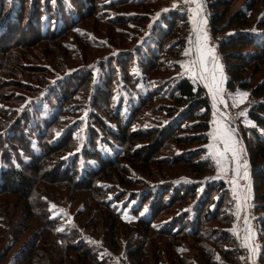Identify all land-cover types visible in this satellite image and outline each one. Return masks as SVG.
<instances>
[{
  "label": "trees",
  "instance_id": "1",
  "mask_svg": "<svg viewBox=\"0 0 264 264\" xmlns=\"http://www.w3.org/2000/svg\"><path fill=\"white\" fill-rule=\"evenodd\" d=\"M67 1L70 7L66 10ZM67 1L57 0L55 5L52 0H0V103L9 108L17 106L19 108L20 101H26V95L34 93L21 83L14 85V83L3 82V76L13 74V71H18L24 64L33 61L34 53L40 54V49L47 48L45 46L49 42L64 39L77 21L92 19L99 12L96 0ZM151 1L112 0L109 7L119 11L121 16L116 22L112 21V24L134 23L137 27L145 24L149 20L146 16L136 14L132 16L126 12L136 9L139 13H147L139 9L146 8ZM205 1L211 11L208 24L212 37L216 39L226 36L218 44V53L224 61L227 89L232 92L238 88L250 90L251 97L255 99L249 110V118L256 126L249 131L254 145L247 140V130L245 135H242L240 131L239 134L249 151L248 164L251 181L255 186V196L262 202L257 204V209L264 210V192L260 193V190L264 189V138L258 130L259 128L264 130V67H262L264 32L260 31L264 28V20H257L256 25L252 23V20L258 17L255 12L256 3L251 4L247 12L232 11L237 0ZM185 19L186 17L179 11L172 12L170 17L164 18V25L151 35L147 47L143 44L139 45L140 41L136 39L138 45L126 50L119 61L116 60L122 67L119 84L121 83V89L128 93L127 99L120 97L118 111L115 108V100H112L114 91L118 89L115 83L117 75L104 65H102V71L106 72V79L100 85H94L93 72L90 69H84L81 70L84 75L79 82L76 83L73 81L74 78L69 77L58 91L53 89L52 95L56 96L55 101L45 103V106L50 108L48 114L51 113L52 108H58L51 120L41 118L43 115L41 111L32 117L30 107H25L22 111L14 110V112L0 108V158H4L0 160L5 165H9V168L2 173L0 194L7 192L18 197L23 203L25 215H30L31 212L35 214L36 204L31 205V202L37 198L34 193L37 183L45 185L68 183L73 191L80 193L82 190L90 193V200L85 199L88 206L93 196L102 198L105 195V190L98 186V183L102 181L111 183L116 179L121 188H124L117 197L118 200H123L129 193H133L131 200H134L136 199L134 193L139 186H144V183L141 180L133 182L129 178L128 168L124 165L128 164L135 171L150 174H157L156 170L163 172L162 170L166 168L170 171L180 168L189 175L190 178L186 179L188 182L181 181L180 184L175 185V182L180 179L167 180L170 174L165 173L164 180L167 181L162 183L159 191L155 192L147 186L141 188L144 194L140 199V208L142 211L147 208L150 218L140 220L136 229H144V232H147L150 228L152 229L155 221L164 217L171 219L173 225L179 228L175 230L178 232L173 230L174 227L168 230V236L173 239H178L180 235L190 237L198 243V236L204 235V227L207 225L225 226L224 221L227 215L222 212L228 193L225 182L206 178L215 172L211 160L204 154L206 152L204 146L209 143L212 115V100L207 88L193 84L187 77L171 78L157 83H154L151 78L153 74L164 73L161 61L163 52L172 54L175 52V47L182 43L183 40L178 38L180 30L178 24ZM173 40L178 41L173 42ZM136 58L138 67L145 76L146 94L138 88L142 79L132 75L131 68ZM41 68L34 71L45 70ZM257 75L261 77L258 82L253 83ZM35 78L33 81L41 87V91L37 90L41 92H39L41 96L48 89L49 84L36 81ZM12 86L20 90L24 98L9 96L7 88L11 89ZM92 86L94 91L91 90ZM88 92H90L89 97H93L91 101L89 100L93 106L105 107L100 108V113L95 111V116L90 114L94 122L88 129L89 147L84 149L83 156L88 162L94 161L97 168L88 169L85 176H82L78 167L74 168L72 173L71 168L64 167L62 157L67 151L76 147L75 139L72 137L76 128L73 129L71 125L64 127V125L69 115L74 112L71 109V103L77 99L79 93L87 95ZM135 99L139 101V105H134ZM157 102L160 103L159 106L156 105ZM124 103L129 105L128 115L121 111ZM150 107H155L153 109L156 111L151 110L156 113L165 114L163 119L164 123L166 121L165 126L135 131L133 125L140 113ZM39 115L40 118L36 120ZM102 116L117 125V133L106 129ZM57 129L65 131L58 141L52 137V134L58 131ZM100 139L104 144L118 146L121 152L113 158L104 157L98 151ZM35 140L38 143L39 153L30 148ZM20 152H23V155ZM52 160H56L57 164L54 163L56 165L44 172L48 174L47 178L41 176ZM14 161L20 169L16 168ZM43 177L44 180H42ZM38 200L45 204L42 196ZM109 204L101 200L97 205L102 208L101 215L107 224L106 227L112 231L107 235L114 237L116 234L114 229L118 230L122 221ZM184 207H188L186 211H183ZM41 208L44 213L47 205ZM168 211L173 213L170 214ZM44 214L47 216V213ZM178 214L179 217H176ZM45 222L55 226V222L50 219L45 218ZM261 226L264 230V221ZM229 237L228 232H221L218 240L222 239L223 244H233ZM66 251L76 254L78 261L84 259L90 264H102L98 261L96 254L81 250L80 247L71 245ZM222 253L225 259L231 258L229 249ZM204 258L206 264H213L214 260L210 252H207ZM262 258H264V252ZM140 260L141 258H138L137 263Z\"/></svg>",
  "mask_w": 264,
  "mask_h": 264
},
{
  "label": "rangeland",
  "instance_id": "2",
  "mask_svg": "<svg viewBox=\"0 0 264 264\" xmlns=\"http://www.w3.org/2000/svg\"><path fill=\"white\" fill-rule=\"evenodd\" d=\"M52 1L53 4L57 5V0ZM111 1L96 0L99 12L94 18L86 19L83 22L77 21L64 39L57 40V42H49L45 46L47 48L42 47L40 49V54L36 55L34 53L33 61L24 64L23 68L18 71H13V74L3 76V82L14 83V85L21 83L34 93L26 95V101L21 100L19 108H17L18 106L9 108L2 103H0V108L14 112V110L22 111L25 107H30V115L32 117L41 111L43 114L41 118L51 120L58 108H52L53 110L48 114L50 108L45 106V103L48 101L53 103L55 101L56 96L52 95L53 89L58 91L69 77L71 79L74 78L75 80L73 81H76V83L79 82L82 75H84L81 70L84 69H90L93 72V84L100 85L106 79V72L102 71V65H104L105 68L110 69L117 75V82L115 83L118 89L114 91L112 100H115V108L118 111L117 107H119L120 97L127 99L128 93L124 89H121V83L119 84L122 67L121 65L119 66L117 61H119V58L126 50L129 48L133 49L135 45L143 44L147 47L151 40V35L164 25V18L170 17L172 12L178 11L186 17L184 22L178 24L180 28L178 38L183 41L175 47L174 53L163 52L161 61L164 73L153 74L151 78H153L154 83H157L171 78L179 79V77H187L193 84L206 87L205 81L193 77L192 73L186 71L189 62L196 59V33L192 19L199 20V16L195 14L194 4L185 3L184 0H152L146 8L139 9L147 13H139L136 9H130V11L126 12L132 16L136 14L142 17L146 16L149 19L145 24L137 27L134 23H128V25L122 23L112 24V21L116 22L121 16L119 11L117 12V10L109 7ZM200 3L203 9L200 15L207 20V24L203 27L209 37L208 46L214 48L215 55L223 65V75L225 78L221 86L222 102L214 101L211 91L206 87L212 100V115L209 143L204 146L206 150L204 153L205 157L211 160L215 171L211 175L206 176V178L224 181L228 191L225 199L226 204L222 208V212L227 215L224 221L225 226L207 225L204 227V235L198 236V243L190 237L180 235L178 239H173L168 236V230H172L174 227L173 230L175 231L178 226L173 225L171 219L164 217L155 221L152 229L150 228L147 232H144V229H136L140 220L150 218L149 211H142L140 208V199L144 194L141 188L147 186L156 192L161 189L160 186L167 180L180 179L175 182V185H178L181 181L188 182L186 179L190 177L187 173L180 170V168H174L171 171L166 168L162 170L164 173L156 170L157 174H150L149 172L142 173L135 171L130 168V165L126 164L124 166L128 168L129 178L133 182L141 180L144 183V186H139V189L134 193L136 196L134 200H131L133 193H129L121 201L118 200L117 197L123 192L124 188H121L116 179L111 183L106 181L98 183V186H101L105 190V195L102 198L93 196L92 202L88 206L85 199L90 200V193L83 192L82 190L80 193L73 191L68 183L59 182L52 185L37 183L34 192L37 198L31 202V205L33 203L34 205L36 204V207H34L35 214L31 212L32 214L30 215H25L23 203L19 201L18 197L7 192L0 194V264H90L84 259L78 261L79 259L73 252L68 253L66 249L71 245L73 247H80L81 250L93 252L102 264H206L204 256L207 252L211 253V258L214 260L213 264H264V258H262V253L264 252V230L261 226L262 221H264V210L257 209V204L262 202L258 201L255 196L256 191L254 183L252 184L251 181L249 164L248 179L244 180L242 178L243 165L245 161L248 163L249 151L246 149L245 143L241 141L239 134L240 131L242 135H245V131L247 130V140L251 143L254 142L249 131L256 126L249 118V110L253 106L255 99L251 97L250 90L238 88L232 92L227 89V75L224 61L220 53H218V44L226 36L217 37L216 39L212 37L208 24L211 11L205 0H200ZM253 3H256L255 12L258 17L253 19L252 23L256 25L257 20H264V0H237L232 11L243 10L248 12V8ZM69 7L70 3L67 1L66 10ZM164 9H168V11L165 12L163 11ZM247 29L255 30L254 28ZM260 31L264 32V28ZM136 39L140 41L138 44H136ZM178 40H173V42ZM135 61L134 66L131 68L132 75L142 79L138 88L142 93L146 94L147 85L144 83L145 76L138 67L137 58ZM27 67L30 68L28 69ZM40 67L45 70L34 71V69H39ZM262 67H264V64ZM76 75L77 77H75ZM260 77V75H257L253 83L258 82ZM34 78L36 81L49 84L48 89L41 96L39 95L41 87L33 81ZM7 90L8 93L4 92L9 94V96L14 95V98H24L23 93L14 87L11 89L7 88ZM37 90L40 91L37 92ZM91 90L94 91V86H92ZM240 93H247L242 102H240V97L237 95ZM89 95L90 92L87 95L79 93L77 99L71 103V109L74 112L69 115V119L64 125V127L71 125L73 129L76 128L72 135L73 139H75L76 147L67 151L62 157L64 167L71 168V173L74 168L78 167L82 176H85L88 169L97 168L94 161L88 162L83 156L84 149L89 147L88 129L94 122L90 114L92 113L95 116V111L100 113V108L105 107L93 106L90 103L93 97L91 98ZM134 105H139L137 99H135ZM156 105L159 106L160 103L157 102ZM153 108L155 107H150L140 113L138 120L133 125L135 131L165 126L166 121L165 123L163 122L165 114L156 113V110ZM121 111L123 114L128 115L130 111L129 105L124 103ZM85 113L87 114L85 115ZM99 113L97 114L99 115ZM39 118L40 115L36 120ZM101 118L107 130H112L114 133L118 132L115 123L110 122L107 117L102 116ZM218 126L233 129L234 138L239 142L238 146L244 149L240 154L241 178L238 179V183L248 190L249 198L239 216L236 214L237 201L234 198V185L231 182L235 174V163L229 159L223 166L217 165L212 155L215 148H223L222 141L217 142L214 139V136L217 135L216 128ZM26 129L28 130V128ZM57 130V132L52 134V137L56 141L65 132ZM258 130L264 138V130L260 128ZM27 133H29V130ZM57 133L60 134L57 135ZM13 140L15 141V139ZM14 141L13 143H17ZM101 141L102 139L98 141V151L104 157L113 158L117 153L121 152L118 146L107 145ZM37 144V140H35L30 148L39 153L40 150ZM252 144L254 145V143ZM20 154L23 155V152H20ZM54 163H56V160L49 162L48 168L43 171L41 176L47 178L48 174H44V172H47L53 165L57 164ZM14 164L17 169H20V166L16 165L15 161ZM8 168L9 165H5L0 160V187L2 173ZM222 168H227V171H223ZM165 173L170 174L167 180H164ZM44 177L42 180H44ZM260 191L262 193L264 189ZM40 196H42L43 202L47 205V209L44 212L47 213V216L42 212L41 207L45 204L38 200ZM101 200L109 202L113 212L117 213L122 221L120 228L118 230L114 229L116 233L114 237L107 235V233L110 234L112 231L106 227L107 224L101 215L102 208L97 205ZM53 205H55L54 208L52 207ZM187 208L184 207L183 211H186ZM141 212L144 214L141 215ZM168 212L172 214L175 210ZM176 217H179V214ZM245 217L248 218V226L251 229V243L253 246H256L255 254H252L249 248L243 246ZM45 218L55 222V226L47 224ZM57 229H60V231H57ZM175 232H178V230ZM221 232H228L230 236L228 239L233 241V244L221 243L222 239L218 240ZM227 249L231 251L230 255L234 260L230 257L228 259L224 258L222 252ZM138 258H141L139 263H137Z\"/></svg>",
  "mask_w": 264,
  "mask_h": 264
},
{
  "label": "snow or ice",
  "instance_id": "3",
  "mask_svg": "<svg viewBox=\"0 0 264 264\" xmlns=\"http://www.w3.org/2000/svg\"><path fill=\"white\" fill-rule=\"evenodd\" d=\"M185 3H191L195 5V14L199 16V20L193 18L192 24L196 33L195 40V55L196 59L189 62V66L186 69L187 72L192 73L193 77L199 78L206 82V87L211 91L214 101L222 102V84L224 82L223 75V65L219 62L218 57L215 55V50L213 47L208 46L209 37L207 32L204 31V25L207 24L205 17L200 15L202 12V5L200 0H184ZM175 7V5H174ZM163 11L167 12L168 9ZM211 65V66H210ZM240 97V102L243 101V98L247 96V93L237 94ZM87 113H85L86 115ZM243 115V113H241ZM234 130L230 127L218 126L216 128L217 135L214 136V139L217 142L222 141L223 148H215L213 151V159L216 160L217 165L223 166L230 159L235 163V174L232 177V184L234 185V198L236 199V214L239 216L240 212L244 208L248 198L249 192L245 187H242L238 183L240 177V154L244 149L239 145V142L234 138ZM60 133H57L59 135ZM243 179H248V163L245 161L243 165ZM223 171H227V168H222ZM53 208L55 205L52 206ZM147 211V208H145ZM144 213L141 212V215ZM60 231V229H57ZM251 229L248 226V218L245 217V236L243 240V246L249 248V251L252 254L256 252V246H253L251 243Z\"/></svg>",
  "mask_w": 264,
  "mask_h": 264
}]
</instances>
